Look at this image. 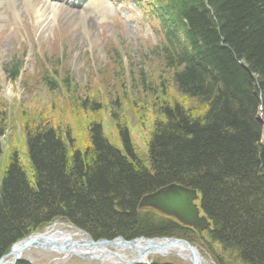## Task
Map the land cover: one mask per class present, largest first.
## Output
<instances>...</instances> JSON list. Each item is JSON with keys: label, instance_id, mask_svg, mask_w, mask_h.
<instances>
[{"label": "trees", "instance_id": "16d2710c", "mask_svg": "<svg viewBox=\"0 0 264 264\" xmlns=\"http://www.w3.org/2000/svg\"><path fill=\"white\" fill-rule=\"evenodd\" d=\"M165 7V20L174 33H183L182 39L175 37L182 40V50L171 43L163 46L170 75L156 82L144 70L137 71L128 95L130 102L133 93L155 97L146 143L149 168L141 163L127 125L116 117L117 104L110 105L109 114L119 146L109 142L96 118L86 127L88 141L80 142L60 119L52 123L39 115L20 121V142L9 136L13 145L6 143L7 154L0 143V256L15 241L57 221L95 239L175 235L193 242L199 237L193 229L136 207L143 194L177 182L201 196V209L211 222L205 233L209 243L204 245L219 244L233 262L264 264V142L258 119L259 112L264 113V0H168ZM18 71L14 65L11 75ZM45 82L76 108L79 103L89 109L90 118L102 108L101 101L73 96L67 79L63 94L51 76ZM166 82L178 96L167 95ZM183 98L195 104L185 105ZM132 99L136 106L137 99ZM5 110L3 102L0 136L16 131ZM18 145L24 147L34 173L31 179L21 165ZM150 260L181 264L159 256Z\"/></svg>", "mask_w": 264, "mask_h": 264}, {"label": "rangeland", "instance_id": "374dc122", "mask_svg": "<svg viewBox=\"0 0 264 264\" xmlns=\"http://www.w3.org/2000/svg\"><path fill=\"white\" fill-rule=\"evenodd\" d=\"M37 4L40 9V18L27 8L25 4L21 6L17 2L16 8L10 11V17L19 21V23L13 21L15 26L11 30L10 22L6 17L3 21H0L2 24V29L0 30V74H2L1 65L5 64L15 53L14 49H17L16 46H19L22 49L21 52L25 53L24 63H22L23 67H30L35 44L44 42L47 45L45 52L48 56L52 55L50 64L56 68L65 66L60 69L59 73L61 78H67L69 92L78 98L86 99L89 97L92 100L101 101L102 108L97 113H92L94 117L90 118L89 109L76 108L71 99L62 101L61 98H58L57 92L49 91L44 87L46 84L44 80L35 84L31 80L29 82L30 89L25 90L19 79L10 81L5 75L2 80L0 79V105L3 104L2 98H7L19 103V107L16 111L17 117L13 118L15 120L11 125H16V131L12 134L11 131H6L5 135L2 136V141L4 143L7 141L8 147H12L11 137L9 139V136L12 135L16 136L15 138L20 142L21 124L19 122L29 120L27 118L30 117L42 115V117H47L52 123H56V120L59 122L60 118H64L65 125L69 131L74 136L76 133L79 136V142L82 140L88 141V134L85 131L86 127L90 120L96 118L102 126L105 137L109 138V142L119 146L117 143H119L120 137L117 134L113 118L109 114L110 105L112 104L115 107L117 104L118 106L113 111L116 117L127 125L134 144L133 147H135L141 163L149 168L146 143L154 117V109L151 106V102L155 97L151 99L148 96L146 97V95L141 97L142 99L145 97V99H149L147 102L150 103H146L133 93L134 98L137 99V105L132 106L134 104L133 96L132 98L130 97V103L128 95L130 96L131 94L132 79L137 82V71L144 70L146 74L154 76L156 82H159V76L170 75V69L160 57L153 56L138 46L144 41L143 35L146 33L151 34L150 30L142 28L143 26L138 30L117 27L115 23H112L115 22L117 17L109 15V11H106V16L100 17L101 19L89 15L80 18L77 12L69 11L63 7L58 6L55 13H50L43 9L40 2ZM66 13L71 14V16L63 19L62 16ZM6 15L8 17L9 13L7 12ZM75 17L77 22L72 19ZM52 33L55 34V37L50 40L49 37ZM138 36H143V38H138ZM112 50H117L118 55L109 57L108 53ZM61 54L62 61L60 62L59 57ZM129 73L132 74L129 76ZM122 82H124L123 87ZM9 83L11 85V94L5 97L6 87ZM34 85L39 87L36 86L34 88ZM166 85L169 86L166 90L167 95L178 96V92L173 86H170L167 82ZM23 100H25L24 103H22ZM183 103L190 106L195 104V101L183 98ZM62 105L64 106L63 114L57 111V108L59 106L62 107ZM36 106L39 108L43 106L44 109L38 112L36 111ZM22 112H25L26 116L21 117L20 115L18 117ZM14 113L15 111L12 112L13 115ZM261 138H263V132ZM18 149L20 150V161L24 166L26 176L31 179L34 173L29 167L24 147L18 145ZM120 150L126 152L123 146L120 147ZM3 154L7 153L3 152ZM5 157L3 156L2 162ZM54 228L71 230L70 227H66L61 222L55 223ZM198 235L199 237L195 236L197 238L193 241L209 264H216L217 260H222L225 264H242L238 261L233 262V259L230 261V256L222 250L219 244L210 243V245H204L203 242L209 243L205 232ZM126 253L130 255L128 252ZM23 254L33 264H99L96 260H84L74 254L65 256L40 248H32ZM162 258L165 260L171 258L181 264H187L184 260L175 256Z\"/></svg>", "mask_w": 264, "mask_h": 264}, {"label": "water", "instance_id": "95a60500", "mask_svg": "<svg viewBox=\"0 0 264 264\" xmlns=\"http://www.w3.org/2000/svg\"><path fill=\"white\" fill-rule=\"evenodd\" d=\"M242 65H244V62ZM259 120L264 127V117H260ZM198 200L199 195L196 189L172 182L142 195L138 200L137 209L148 208L173 217L182 225L192 227L200 233L204 230H210L211 222L201 211ZM75 230L73 234L60 230L51 233L43 231L31 234L13 244L9 251L0 257V264L15 263L22 252L29 248L48 249L57 253H71L87 260L97 259L101 262H104L103 257H113L116 258L117 262H123L124 264L146 263L145 258L152 253L162 256L177 254L187 264H209L197 246L185 238L175 236L145 238L141 236L127 239L123 236H116L114 238L100 237L94 239L80 228ZM78 234H81L82 237H79ZM51 235H53V238H44ZM109 248H112V250H109ZM101 249L105 251H101ZM124 249L133 253L131 259L126 260L124 255L118 253ZM8 256L10 261H5Z\"/></svg>", "mask_w": 264, "mask_h": 264}, {"label": "bare ground", "instance_id": "6f19581e", "mask_svg": "<svg viewBox=\"0 0 264 264\" xmlns=\"http://www.w3.org/2000/svg\"><path fill=\"white\" fill-rule=\"evenodd\" d=\"M30 1H32V0H30ZM9 6L11 7V9L12 10H14L15 8H16V6H17V0H9ZM0 3H1V5H5L4 4V2H3V0H0ZM54 8V7H53ZM40 16H41V14L39 13V11H38V17L40 18ZM67 16H71V14H69V13H66L65 15H63L62 16V18L63 19H65ZM1 18H3V17H1L0 16V19ZM69 18V17H68ZM73 20H75L76 22H77V18L75 17V18H72ZM2 29V24H0V30ZM7 87H8V94H10L11 93V89H10V87H11V85L10 84H8L7 85ZM53 228V227H52ZM52 230V229H51ZM50 229H47L46 230V233H50V232H52ZM81 230H83V229H81ZM84 231V230H83ZM86 232V231H85ZM81 233V232H80ZM86 233H88V232H86ZM82 234V233H81ZM81 234H78L79 235V237H82V235ZM89 234V233H88ZM90 235V234H89ZM91 236V235H90ZM50 237H52L53 238V235H51V236H48V237H44V238H50ZM110 250V249H109ZM101 251H105L104 249H101ZM122 255V254H121ZM66 256V255H65ZM173 256H175V255H173ZM103 260H108V261H111V260H115L114 258H108V257H103L102 258ZM106 263H108V262H106Z\"/></svg>", "mask_w": 264, "mask_h": 264}, {"label": "clouds", "instance_id": "9594fccd", "mask_svg": "<svg viewBox=\"0 0 264 264\" xmlns=\"http://www.w3.org/2000/svg\"><path fill=\"white\" fill-rule=\"evenodd\" d=\"M261 112V111H260ZM262 115H264V113H262ZM260 117H262V116H259V114H258V119L260 118ZM261 122V121H260ZM262 123V122H261ZM262 127H263V124H262ZM263 129H264V127H263ZM262 132H263V130H262ZM264 133V132H263ZM264 135V134H263Z\"/></svg>", "mask_w": 264, "mask_h": 264}]
</instances>
